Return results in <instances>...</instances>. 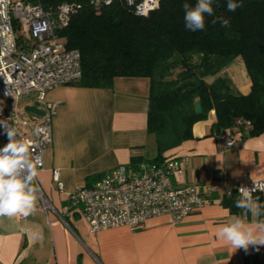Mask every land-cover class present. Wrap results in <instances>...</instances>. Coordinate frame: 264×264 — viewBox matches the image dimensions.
<instances>
[{
	"label": "crops",
	"instance_id": "1",
	"mask_svg": "<svg viewBox=\"0 0 264 264\" xmlns=\"http://www.w3.org/2000/svg\"><path fill=\"white\" fill-rule=\"evenodd\" d=\"M218 77L230 82L240 95L251 83L241 58H236ZM214 78L206 79L207 84ZM150 81L116 78L111 89L55 87L47 102L55 110L52 145L44 152V169L38 172L36 211L24 217H0V264H264V246L248 251L222 245L214 229L232 214L219 205L229 190L264 180V134L241 139L231 134L234 150L222 151L219 135L211 133L214 112L193 126V139L165 154L180 162L175 188L209 187L213 202L173 224L167 217L149 220L132 231L117 228L91 233L77 210L66 213L69 196L90 186L117 166L155 157L146 132ZM28 106L35 104L26 98ZM28 119L16 133L32 136L38 119ZM23 121H21V124ZM21 127V125H20ZM58 170L63 190L52 181ZM248 220H253L251 214Z\"/></svg>",
	"mask_w": 264,
	"mask_h": 264
},
{
	"label": "trees",
	"instance_id": "2",
	"mask_svg": "<svg viewBox=\"0 0 264 264\" xmlns=\"http://www.w3.org/2000/svg\"><path fill=\"white\" fill-rule=\"evenodd\" d=\"M23 1L45 8L75 7L68 27L58 33L65 50L80 55L81 77L72 87L111 89L116 78L150 81L146 132L154 145L152 162L159 163L193 139V126L212 111L213 134L231 139L234 133L241 139L264 134V0H234L242 5L235 11H228V0H213V14H205L204 29L195 32L186 28L183 4L194 6L197 0H159L158 8L144 18L122 0H112L99 14L89 0ZM223 19L230 27L222 26ZM236 58L242 59L251 83L245 96L218 77ZM214 77L213 83H206ZM238 120L249 122L251 129L245 131ZM238 197L236 190L228 192L219 205L240 215ZM253 197L264 203V196Z\"/></svg>",
	"mask_w": 264,
	"mask_h": 264
},
{
	"label": "built area",
	"instance_id": "3",
	"mask_svg": "<svg viewBox=\"0 0 264 264\" xmlns=\"http://www.w3.org/2000/svg\"><path fill=\"white\" fill-rule=\"evenodd\" d=\"M92 10L99 14L109 6L105 0H89ZM137 17H147L158 8L159 0H122ZM75 12L72 5L45 8L40 3L23 0H0V120L14 123L4 110V104L31 98L39 105L43 116L30 138L17 134V140L29 141V151L44 169V152L52 145L54 107L47 102V93L55 87L71 86L81 77L80 55L65 50L58 33L67 28ZM245 131L247 121H236ZM15 128V127H14ZM222 151L234 150L235 141L219 135ZM0 127V148L8 143ZM180 162L164 156L159 163L142 161L117 166L98 177L90 186L82 187L69 196L66 213L77 210L91 233L129 228L137 231L154 218L167 217L179 224L186 217L213 204L212 189L189 186L175 188L172 180L181 173ZM52 181L63 190L58 170ZM254 194L264 196V180L245 184ZM240 187V186H239ZM239 187L236 189L238 196Z\"/></svg>",
	"mask_w": 264,
	"mask_h": 264
},
{
	"label": "clouds",
	"instance_id": "4",
	"mask_svg": "<svg viewBox=\"0 0 264 264\" xmlns=\"http://www.w3.org/2000/svg\"><path fill=\"white\" fill-rule=\"evenodd\" d=\"M112 0H105L111 4ZM213 0H197L194 6L183 4L185 11L186 28L190 31L203 30L205 27V14L212 15ZM242 5L228 0V11H235ZM215 23V21H213ZM223 27H230V21L221 20ZM0 127L8 137V143L0 148V217H14L22 215L27 217L36 211L38 188L34 181L38 175V160H34L29 151V141L17 140V133L6 120H0ZM231 190H229V193ZM239 197L235 207L241 209L240 215H233L224 224L215 227L214 235L224 246L234 251L244 249L248 251L252 246L256 251L264 246V203L254 198L247 186H240ZM251 214L253 220H248Z\"/></svg>",
	"mask_w": 264,
	"mask_h": 264
},
{
	"label": "rangeland",
	"instance_id": "5",
	"mask_svg": "<svg viewBox=\"0 0 264 264\" xmlns=\"http://www.w3.org/2000/svg\"><path fill=\"white\" fill-rule=\"evenodd\" d=\"M27 106L28 104L26 103L25 100H21L19 102H13L10 104H4V110L6 114L9 116L10 120L16 124H18L19 122L18 126H16L17 128L19 127L18 128L19 131L22 129V127L24 128L26 126L27 124L26 122H29L28 119L23 118L24 115L30 116V114L24 113V109ZM21 121H23L22 124Z\"/></svg>",
	"mask_w": 264,
	"mask_h": 264
},
{
	"label": "water",
	"instance_id": "6",
	"mask_svg": "<svg viewBox=\"0 0 264 264\" xmlns=\"http://www.w3.org/2000/svg\"><path fill=\"white\" fill-rule=\"evenodd\" d=\"M195 109H196V113L197 114H200L201 113V106H200V104H196ZM24 113L30 114V116L35 117V118H41L43 116V113L39 109V105L37 103H35L32 106L25 107Z\"/></svg>",
	"mask_w": 264,
	"mask_h": 264
}]
</instances>
